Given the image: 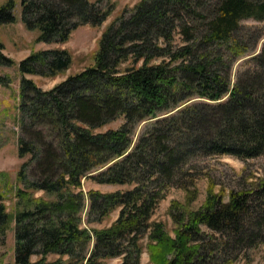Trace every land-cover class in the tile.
I'll return each instance as SVG.
<instances>
[{
	"label": "trees",
	"instance_id": "16d2710c",
	"mask_svg": "<svg viewBox=\"0 0 264 264\" xmlns=\"http://www.w3.org/2000/svg\"><path fill=\"white\" fill-rule=\"evenodd\" d=\"M103 2L22 0L21 19L36 42L63 44L76 28L106 20L113 6ZM15 7L0 5V26L15 22ZM263 37L264 0H141L103 31L91 66L50 91L24 76L64 74L72 63L66 50L18 63V155L27 158L18 180L26 187L16 192L14 214L0 194V246L13 223L14 264H141L144 253L148 264H236L264 243V176L216 191L199 164L264 157V47L233 73ZM2 50L0 65L13 63ZM120 119L117 129L96 132ZM202 178L205 200L191 209ZM83 179L128 189L85 195ZM171 188L184 201L170 202L169 231L152 217ZM86 200L88 223L117 210L116 220L82 228Z\"/></svg>",
	"mask_w": 264,
	"mask_h": 264
},
{
	"label": "rangeland",
	"instance_id": "374dc122",
	"mask_svg": "<svg viewBox=\"0 0 264 264\" xmlns=\"http://www.w3.org/2000/svg\"><path fill=\"white\" fill-rule=\"evenodd\" d=\"M7 0H0V5ZM16 7L13 10L15 22L8 25L0 26V44L3 47L2 54L9 60L11 64L0 65V76L5 79L4 84H0V194L4 196V203L7 211L14 214L16 209V192L19 189H25L23 182L18 180V174L21 166L27 161V158H19L18 155V139L21 136L20 119L21 114L18 110L20 99V87L22 76L18 71V63L25 60L31 53L37 51L63 49L71 56V66L62 75L56 78H44L40 76L25 75L24 78L31 80L36 87L42 91H50L57 84L66 79L67 76L80 72L81 70L93 64L92 57L97 50L98 40L103 31L114 22L119 15L127 10V13L132 11L141 0H103V4H112L113 9L111 14L99 27L84 25L76 28L70 34L68 40L63 44L58 43H43L36 42L37 33L28 31L21 19L22 0H14ZM91 3L98 0H88ZM103 10L105 7H102ZM241 25L245 27L261 26L253 20H244ZM264 47V37L253 48V53L240 59L233 66V73L237 72L241 67H245V61L252 55L261 52ZM31 96V95H30ZM123 120H117L96 132H105L108 129H117ZM142 123L137 129L135 136L139 135L144 129ZM200 167L205 174H208L217 184V190H229L237 188L238 180L247 178L249 182L255 180L254 178H261L264 176V157L257 159L242 161L240 159L222 156L210 157L201 159L199 161ZM31 165L26 168V176L28 180L33 179V167ZM95 174V173H94ZM93 174V175H94ZM207 179L202 178L197 182L199 189V197L197 201L191 206V209H198L205 200ZM81 190L87 195L90 191H97L103 194L112 193L115 191H125L128 186H113L98 184L90 179H83L81 182ZM36 198L43 197V192L37 191L33 194ZM172 200L180 202L184 201V193L181 190L171 188L166 193V198L161 201L157 207L152 220L163 222L167 229H173V224L169 216V206ZM89 211V202L85 201V208L81 214L82 228L101 229L109 226L118 216V211L110 214L109 218L102 223H88L87 213ZM14 224L12 223L6 232V239L3 245L0 246V264H14ZM58 258L56 255H50L48 260L54 261ZM247 258V259H246ZM242 256L236 264H264V243L259 244L256 248L247 252V255ZM37 256H33L32 260H37ZM120 259H111L105 261L104 264H118ZM141 264H148L147 254L141 257Z\"/></svg>",
	"mask_w": 264,
	"mask_h": 264
}]
</instances>
